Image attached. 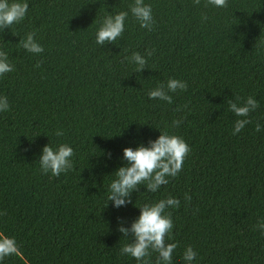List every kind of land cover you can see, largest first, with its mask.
<instances>
[{"label":"trees","instance_id":"1","mask_svg":"<svg viewBox=\"0 0 264 264\" xmlns=\"http://www.w3.org/2000/svg\"><path fill=\"white\" fill-rule=\"evenodd\" d=\"M133 2L27 0L25 17L0 31V51L14 66L0 75L9 104L0 112V233L19 250L0 264H138L120 253L128 238L117 224L128 226L135 205L167 196L180 201L166 209L173 224L166 241L177 244L171 264H185L187 245L197 254L193 264H264V236L254 227L264 218V129L255 130L264 125V0L223 7L144 0L150 30L129 12L115 41L96 44L102 19ZM29 32L42 52L20 46ZM146 50L151 55L136 72L124 57ZM168 78L187 87L169 93L171 103L149 99L147 91ZM247 96L258 106L234 135L228 104ZM159 130L189 146L177 176L156 192L138 185L130 202L104 207L122 147L146 144ZM46 143L70 145L72 168L42 173ZM156 256L150 250L147 264Z\"/></svg>","mask_w":264,"mask_h":264},{"label":"clouds","instance_id":"2","mask_svg":"<svg viewBox=\"0 0 264 264\" xmlns=\"http://www.w3.org/2000/svg\"><path fill=\"white\" fill-rule=\"evenodd\" d=\"M198 2V0H196ZM208 3L215 7H223L226 0H208ZM27 0H0V31L15 22L21 21L27 12ZM129 12L137 20L139 26L151 29L153 23L151 6L144 0H134L128 11H119L106 15L95 32V42L104 45L105 42L115 41L124 31V20ZM206 19V17H202ZM20 46L28 52L40 53L43 47L33 37L31 32L27 33L19 41ZM151 51L145 55L133 52L130 57H124L135 65V71L139 72L145 67L146 56H150ZM13 65L9 63L7 54L0 51V75L13 70ZM187 87L186 82L176 78H168L166 82L151 88L146 95L149 99L172 102L171 92ZM239 98H237V101ZM258 102L252 96H247L242 102L229 101V110L237 117L233 122L232 134H237L249 122L248 113L254 111ZM9 109L8 100L0 95V112ZM180 120L174 119L172 126L179 125ZM264 129V125L257 123V132ZM55 135H63L61 129L55 131ZM188 144L179 135L161 132L154 138L148 139L147 143H137L135 147H122L120 157L122 163L113 171V178L107 186L106 202L104 207L111 202L113 208H119L129 201V194L136 190L138 185L143 184L150 192H156L162 184L168 183V177H176L182 168L184 158L189 151ZM110 156V153L108 154ZM73 149L70 145L61 143L55 147L44 144L41 147L38 163L42 173H50L57 176L62 172L72 168ZM185 199H191L185 195ZM180 204L179 199L167 196L154 202L135 205L138 207V214L131 220L128 226L122 223L117 224V230L128 238L127 242L121 245L119 251L122 255L131 256L139 262L143 259L147 264L149 251L157 253L155 264H171L173 250L177 247L176 242L166 241V236L171 235L173 227L171 215L166 209L176 208ZM254 227L259 234L264 236V218H257ZM131 234L129 239L128 234ZM19 254L18 246L14 237L0 233V260L4 257ZM196 252L191 245L185 246L182 259L185 264H193Z\"/></svg>","mask_w":264,"mask_h":264}]
</instances>
